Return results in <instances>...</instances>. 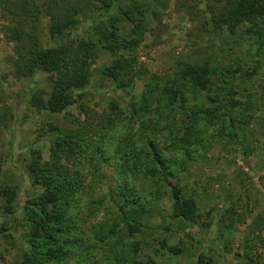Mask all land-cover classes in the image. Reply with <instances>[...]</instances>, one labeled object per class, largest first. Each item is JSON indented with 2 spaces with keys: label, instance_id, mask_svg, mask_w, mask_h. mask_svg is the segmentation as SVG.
Masks as SVG:
<instances>
[{
  "label": "trees",
  "instance_id": "1",
  "mask_svg": "<svg viewBox=\"0 0 264 264\" xmlns=\"http://www.w3.org/2000/svg\"><path fill=\"white\" fill-rule=\"evenodd\" d=\"M124 1L128 6L122 7ZM206 2L205 16L213 28L233 35L238 26L246 24V32L256 36L259 46L264 47V0ZM145 13L136 0H0V32L13 43L9 75L29 82H34L39 72L45 75V89L31 93L27 105L37 112L56 114L74 99L81 98L88 84L94 45L86 38H69V35L87 22L96 23L98 40L109 51L116 48L125 51L124 55L114 56L102 73L113 89L126 92L131 89L144 70L131 53L135 43L117 42L116 15L131 23L138 34ZM40 34L47 37L48 45L41 46ZM235 72L236 69L220 70L206 62L180 64L172 78H147L140 94L131 96L125 109L113 100L99 113L80 104L84 120L76 129L62 131L56 125L48 126L47 158L44 160L38 150H30L26 160L29 183L40 187L41 193L26 199L20 208L27 237L20 261L11 264H65L72 260L75 264H104L94 256L98 245L114 237L117 230L124 229L129 236L136 234L139 225L132 218V210H149L151 204L166 194L164 185L171 199V218L196 224L194 202L182 197L168 178L174 177L192 159L191 146L193 142L200 144L205 133L198 130L193 138L185 128L176 127L175 113L186 108L190 97L194 102L201 99L199 104L193 103L187 109L192 123L196 124L195 117L203 114L214 121L215 128V110H221L227 116L219 123L218 130L223 131L224 121L232 128L231 119L240 122V116L244 115L243 102L235 97L227 81ZM5 84L6 75L0 73V172L2 134L11 119L5 103ZM247 104L253 107L251 100ZM244 107L249 109L247 105ZM137 120L141 121L138 125ZM118 127L125 132L115 139L111 135ZM102 160L115 165L113 191L120 204L111 224L95 222L90 227L91 233L85 235L71 208L83 192L85 175L97 179L96 171ZM134 180L151 184L148 200L138 194ZM15 199L14 188L0 185L2 214L14 213ZM5 231L6 227L0 223V236ZM161 247L166 246L161 243ZM166 249L171 253L176 251L173 247ZM113 257L114 264L124 262L122 256ZM196 264H212V259L198 257Z\"/></svg>",
  "mask_w": 264,
  "mask_h": 264
},
{
  "label": "rangeland",
  "instance_id": "2",
  "mask_svg": "<svg viewBox=\"0 0 264 264\" xmlns=\"http://www.w3.org/2000/svg\"><path fill=\"white\" fill-rule=\"evenodd\" d=\"M136 1L141 10L146 11L138 34L121 15H116V34L119 44L135 43L131 53L144 74L134 80L127 92L113 89L102 72L114 56L124 55L125 51L117 48L109 51L106 44L98 40L96 23L87 22L69 38H86L94 45L88 84L81 98L74 99L56 114L37 112L27 105L31 93L45 89V75L37 73L34 82L12 78L9 72L13 43L5 40L0 32V73L6 75L5 103L11 111L1 140L0 185L16 190L14 213L4 215L0 212V223L6 227L0 236V264L19 262L24 251L27 228L19 211L26 199L41 193L40 187L29 183L26 160L30 150H38L44 160L47 158L48 126L56 125L62 131L76 129L84 120L80 104L99 113L113 100L125 109L130 97L140 94L150 76L172 78L180 64L196 62H206L220 70L236 69L233 78L227 81L235 97L243 102L244 109L240 122L237 118L231 119L232 128L224 121L223 131L218 130L219 123L227 115L221 110H215V128L214 121L203 114L195 117L196 124L190 121L187 109L193 103L199 104L201 99L194 102L190 97L183 111L176 110V127L185 128L193 138L198 130L205 133L200 144L191 141L192 159L174 177L168 178L182 197L194 202L198 222L193 225L171 218V199L164 185L166 194L151 204L149 210H132L139 231L129 236L124 229L117 230L114 237L98 245L95 259L114 264L115 255L122 256L124 262L121 264H145L147 261L196 264L197 258L202 257L211 258L212 264H264V47L259 46L256 36L246 32V24L238 26L233 35L213 28L205 16L206 0ZM125 5L128 6L127 1L122 7ZM1 26L0 20V29ZM39 38L41 46L48 45L45 35L40 34ZM250 100L253 107L247 104ZM136 122L138 125L141 121ZM122 132L125 130L118 127L111 136L116 139ZM98 166L97 179L85 175L83 192L78 194L80 197L71 208L85 235L91 233L90 227L95 222L111 224L120 204L113 191L114 163L102 160ZM134 182L138 194L148 200L151 184ZM161 243L166 247H161ZM168 247L175 248V253L168 251ZM65 264H75V261Z\"/></svg>",
  "mask_w": 264,
  "mask_h": 264
}]
</instances>
